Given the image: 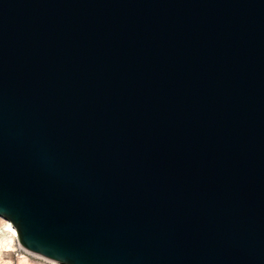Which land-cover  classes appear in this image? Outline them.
Returning <instances> with one entry per match:
<instances>
[{"label": "water", "instance_id": "95a60500", "mask_svg": "<svg viewBox=\"0 0 264 264\" xmlns=\"http://www.w3.org/2000/svg\"><path fill=\"white\" fill-rule=\"evenodd\" d=\"M0 215L63 264H264V0H0Z\"/></svg>", "mask_w": 264, "mask_h": 264}, {"label": "rangeland", "instance_id": "374dc122", "mask_svg": "<svg viewBox=\"0 0 264 264\" xmlns=\"http://www.w3.org/2000/svg\"><path fill=\"white\" fill-rule=\"evenodd\" d=\"M7 232L8 230L5 226V220H3V218H0V237L4 234H7ZM14 239L15 240L12 241V247L2 248V251L0 252V264H23L20 261L21 256L27 257L29 261L33 263L54 264L52 262L50 263V260H47L46 258L23 249V247H21V245L19 244L17 237Z\"/></svg>", "mask_w": 264, "mask_h": 264}, {"label": "bare ground", "instance_id": "6f19581e", "mask_svg": "<svg viewBox=\"0 0 264 264\" xmlns=\"http://www.w3.org/2000/svg\"><path fill=\"white\" fill-rule=\"evenodd\" d=\"M0 218H3V220H5V226H6V229L8 230L7 234H4V235H2L0 237V252H1L2 251V248H10V247H12V241L15 240L14 238H16L17 235H16V231H15V228L13 227V225L7 219H5L4 217H2L1 215H0ZM19 247H20V245H19ZM23 249H25V248H23ZM38 256H40V255H38ZM20 261L23 264H42V263H33V262H30L29 259L27 257H25V256H21L20 257ZM51 262L54 263V264H63V263H59V262L57 263L56 261H50V263Z\"/></svg>", "mask_w": 264, "mask_h": 264}]
</instances>
